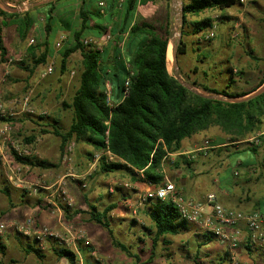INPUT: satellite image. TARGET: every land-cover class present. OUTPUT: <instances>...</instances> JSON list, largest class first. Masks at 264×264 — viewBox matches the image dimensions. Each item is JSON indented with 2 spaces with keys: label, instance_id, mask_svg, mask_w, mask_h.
<instances>
[{
  "label": "trees",
  "instance_id": "16d2710c",
  "mask_svg": "<svg viewBox=\"0 0 264 264\" xmlns=\"http://www.w3.org/2000/svg\"><path fill=\"white\" fill-rule=\"evenodd\" d=\"M104 1L106 7L102 8L98 4ZM119 1L101 0L86 7L88 11L84 10L85 4L82 2L83 6L79 10L81 26L73 33L74 44L61 53L62 72L65 71L71 55L80 52L82 57L79 86L70 103L61 102L62 110H71L72 122L67 131H62L59 122L55 121L56 125H51L53 135L61 140V156L65 155L70 143L75 141L78 146L85 144L92 148L89 152L91 161L96 153L104 150H110L113 155L123 161V163L110 164L101 161L98 166L100 175L125 173L133 181H136L137 176H143L144 178L139 180L154 185L164 183L165 177H169L172 179L171 182L181 189L184 183H182L180 172L189 168L193 174H196V170L202 168L196 165L201 163V157L207 156L202 152H197L194 159L182 155L185 140L211 128H219L225 137L215 139L212 146L226 144L227 146L221 147L218 152L227 150L230 157L232 152H229L228 147H235L234 152H241L236 146L248 143L250 138L264 133V92L246 98L264 85V74L259 85L250 92L232 94L229 91L220 92L208 86H199L208 94L205 95L184 86L171 75L168 69L170 22L167 23L165 32L162 34L156 25L143 18L139 19L137 14L140 4H146L152 0H123L120 4L121 8L117 7ZM237 5H241L240 0H184L182 27L189 24L193 29V35H197L212 28L214 20L207 18L189 22L188 16H197L210 10L223 13ZM54 12V8L49 10L46 27L48 34L51 32L50 22ZM105 16H108L110 21H103ZM20 17H23L26 23V34L30 22L28 14L23 16L19 13H8L0 8L2 62L8 60L2 30L8 27L10 20ZM95 17L106 23V25L96 24V28L105 33L109 32L112 37L109 47L102 50L94 45L83 43L84 35L90 33L92 29L88 24ZM224 19L227 18L224 17ZM43 47H45L44 50H41ZM175 50L177 56L185 55L186 43L180 40ZM38 51L40 54L37 53ZM50 54L51 50L47 42L28 48L27 60L30 59L32 65L28 66L26 62H21V65L25 66L24 71L28 73V79L35 74L40 65L47 63ZM246 54L252 60L264 62V58L254 55L252 50L247 51ZM224 74L228 78L226 88L230 89L235 84L233 68L228 67ZM127 82L129 85L126 84ZM107 84L110 85V92H108ZM215 96H225L236 101H227ZM108 97L110 104H108ZM240 99L243 100L239 101ZM35 139L36 137L32 135L26 137L24 141L26 144H31ZM247 145L257 154L259 145ZM176 154L179 155L177 160H171L170 156ZM17 161L32 167L44 169L50 167L46 161L37 159L17 158ZM167 168L175 173L178 172V178L174 179L171 174H168ZM1 178L0 161V184ZM0 192L5 194L11 203L8 189L0 188ZM184 195L186 199H192L185 192ZM150 203L151 206L146 214L153 226L152 235L149 233L153 236L151 254L153 259L161 238L179 236L188 231L192 224L182 220L178 209L173 204L165 201ZM117 207V204H109L100 210L98 206L88 204L87 212L90 222L106 229L113 241L115 237L111 228V213ZM204 237L207 243L216 240L212 233L204 234ZM166 243L170 244L167 241ZM115 244L128 252L125 245L118 242ZM5 250L6 247L0 243V253L5 254ZM52 251L59 261L67 259L70 264L78 262L77 254L67 248L53 246ZM25 253L27 255L33 253L39 259L45 257L37 246L33 245H28Z\"/></svg>",
  "mask_w": 264,
  "mask_h": 264
},
{
  "label": "rangeland",
  "instance_id": "374dc122",
  "mask_svg": "<svg viewBox=\"0 0 264 264\" xmlns=\"http://www.w3.org/2000/svg\"><path fill=\"white\" fill-rule=\"evenodd\" d=\"M7 1L14 3V6L7 4ZM166 1L168 2L167 11L164 14L160 13L159 17L155 15L153 20L151 19V23L156 25L161 33L164 34V29L167 27V23L170 22V42H173L174 49L178 42L183 40L187 45L188 51L185 55L179 56V63H181L179 64L180 70L176 69L174 62L173 64H168V69L172 76L176 77L183 85H186L190 89L201 94H204L205 92L202 88H199V86H208L217 89L220 92L229 91L232 94L241 93L244 91L245 86L235 85L230 89L226 88L227 84L225 83H227V77L224 73L226 72L227 67H231L234 70L235 76H237L238 82H247L248 84L246 87L249 88L257 87L259 85L264 74V63H260L252 70V72L247 73V71H249L248 68L250 67V58L245 51L250 48L252 50L257 49V55H264V14H262V17L259 19L247 20L243 25L244 28L247 29L248 25L253 21V26L257 27L256 35L252 36L250 33L244 32L243 30L235 39L228 40L230 35L226 34V32L228 31L227 29L230 28V25L229 23H226V19H224V17H228L225 15V12L218 14L216 12L217 10L207 11L206 15L209 16L208 18H212L211 16L215 13H217L220 18H212L216 24H214L209 30L193 35V29L189 24L182 27L181 13L179 12V14H177L174 10L172 0ZM250 1L247 0L248 5ZM36 2H41L42 4L36 5ZM74 2L75 0H56L51 6L46 7V5H44L46 3L45 0H0V8L3 10H17V12L23 14L26 12L25 10L32 12L38 9V17L39 19H42L40 27L41 32H31L22 40L18 37V32L15 27H5L2 30L4 45L8 51V60L7 62H2L0 57V104L6 108L8 112L14 114V116L7 119L0 118V126L4 122L10 123L12 121L11 118L24 121V125L20 128L21 130L26 129L21 133L17 132L16 134L15 131L12 133L13 138L20 141L19 143L24 148L29 147V144H26L24 141L26 137L33 135L42 139V142L37 143V145L34 143L32 149L38 154L37 160L46 161L50 164V167L47 169L36 167V169H34L35 167L30 166L31 168L29 170L25 169L21 181L24 183L22 185L26 187V190H29L28 187H30V190L37 189L38 193H40L44 186H52V183L59 181L62 186H65L66 188L73 187L76 191L77 200H75V206L79 209V207L84 204L82 198L85 194H90L91 198H96L99 192H105L110 194L105 201L119 200L117 195L114 196L109 193L110 187L113 186L114 193H116V187L119 188L120 191H124L126 189L124 185L130 180V176L125 173H114L111 174V176L104 177L98 174V167L93 168L92 161L89 160V152L92 151V148L85 144H82L81 146H78L77 143L75 144L76 146L73 150L72 161L70 163H64V156H61V140L53 135L51 121L52 119H56L59 122L62 131H67L71 125L72 112L71 110H62L61 102L65 101L70 103L79 86L82 60L81 54L80 52H76L71 55L65 71L62 72L61 53L65 49L73 46L74 39L72 34H66L65 39L58 36V40L55 41L56 34L54 33L50 37L51 42H54L55 44L53 47V54L51 52L46 64L40 65L35 71V74L29 77V79L27 78L28 73L23 69L25 66L21 65V62L23 61L26 62L28 66L32 65L31 60H27V49L45 40L46 33H42V31L44 32L47 23V20L45 19L46 12L52 8L58 10L64 5L71 3V9L74 10L72 12L74 14L73 18L76 17V19L79 20V10L83 6L82 0H78L77 6L73 5ZM100 3L106 5L105 2H99V6H101ZM101 7L103 8V6ZM206 15H197V19L201 21L202 16L204 17ZM140 18L142 17L139 16V19ZM78 22H80V20ZM231 26H233V24ZM103 32L105 33V31ZM212 32L214 34L213 37L210 36ZM182 34H184V36H182ZM250 37H254L252 44L248 41V38ZM89 39V37L83 39V43L85 40ZM110 40L112 41V37ZM229 41H233V43H235L234 47H239L240 51L239 53L235 52V57L230 59L229 64H226L225 62L229 58V51L224 53L226 51L223 47L225 43ZM255 41H258L260 47L256 45ZM59 42L62 44L60 48L57 47ZM104 42H109V40L102 41L99 46L97 44V49L102 50L106 45ZM37 53L40 54V51ZM49 67L53 69L52 74L43 77ZM195 67H197L196 73L194 70ZM251 67L254 68L252 65ZM202 70L206 72V75L202 74ZM6 71H8V73H6ZM73 72H75V74H73ZM194 81L197 82L196 85L193 83ZM196 86H198L200 90L195 88ZM263 86L264 85L260 88ZM29 92H32V96L27 109L33 111L35 113L33 115L23 109L22 99ZM255 93L256 92H254V94ZM4 95L6 96V99L4 98ZM9 95L13 98L16 97L15 100L12 101L11 98L9 99ZM222 98L228 99L225 96H222ZM12 126H14V124ZM219 136L225 137L219 128H211L208 131L199 133L197 138H202L203 141H209L212 143L215 139L219 138ZM259 139L261 143L264 140V136ZM247 144L251 145L250 143L238 145L240 148H243L241 152H234L235 147H228L230 150L229 152H232L229 157L232 164L227 172L221 174L220 177L222 178L220 179L222 183H225L222 187L229 191L233 190L232 182L234 176L232 173L237 166V160H242L246 163L258 162L257 154L251 151ZM220 154L225 157H222L223 161L229 156L227 150H224L219 153V155ZM173 158L174 160H177V157ZM216 158H218V154L203 156L200 159L201 163L196 166L201 167L199 165L204 163L212 165L215 163ZM169 169L170 168L166 169L168 174H171L174 179L178 178L179 173H175ZM1 172L2 178L0 186H5L12 190L14 192V198L18 199L21 196V193L12 189L13 187L9 184L10 182L4 175L2 168ZM78 175L84 176L78 177ZM53 176H55V178ZM52 178L53 180H51ZM83 184H86L87 187L83 188ZM57 185H55V187H57ZM211 189L213 190V188ZM30 198L35 200V197H30L28 195L26 197V205L30 202ZM2 199L6 201V198L0 194V210H2ZM93 201L94 199L91 202ZM105 201H102L97 205L99 209L103 208L104 203L106 204ZM261 208L264 212V200L261 202ZM85 209L87 208L85 207ZM25 210L26 208H23L21 214H24ZM119 214L121 215V212H118L117 215ZM32 216L36 219V226L32 229H35L37 226H43L40 225V222L35 215ZM116 216V219H111V228L114 231L115 237L114 241L118 243L123 242V244L129 246L130 253L118 248L106 229L101 226L99 227L97 224L83 220L80 225L86 231H84L86 240H89L90 242V245L85 246L84 248L92 252L97 251L96 257H84L85 264H112V260L120 261L122 264H256L254 262L256 259L254 261L247 260V258L242 260L239 256L236 257L235 260H231L228 248L217 239L213 240L208 246L204 245V234L207 233L197 225H193L192 229V232H197L195 233L196 235L189 233L188 235L183 234L175 237L169 236L172 240V244L164 247L162 244H158L156 247V255L151 259L152 241L149 239L150 234L148 235V232L145 229L148 228L149 221L144 215V211L137 217H131L132 219H124L122 215L119 218ZM1 219L2 217L0 216V221ZM25 219L26 217H23L22 223ZM59 234L64 240H67L70 237L69 235H65V233ZM189 235H191V239L189 238ZM8 237L2 240L6 244V250L5 254L0 257V264L55 263L56 257L51 248L52 244L48 245V250L44 253L45 257L39 259L34 255L28 256L24 253L22 245L28 241L27 238L21 237V241L19 240L18 242L13 239L14 237L10 239ZM1 239L2 238L0 237V240ZM137 240H144L145 243L140 244ZM134 241L136 242L131 248V242ZM69 248L72 247L69 246ZM239 249L236 251L237 253L239 252ZM86 254L88 256V253ZM227 254H229V256ZM134 256H136V258Z\"/></svg>",
  "mask_w": 264,
  "mask_h": 264
},
{
  "label": "crops",
  "instance_id": "0c3cea01",
  "mask_svg": "<svg viewBox=\"0 0 264 264\" xmlns=\"http://www.w3.org/2000/svg\"><path fill=\"white\" fill-rule=\"evenodd\" d=\"M52 1L53 0H45L46 3L44 5H46V7L51 6L53 3H55L56 0H54L53 2ZM61 1H64V0H61ZM98 1H101V0H82V2H84V4H85L84 10L88 11V9H86V7H89V6H92L93 4H96V2L98 3ZM122 2H123V0H120L119 4H118L119 6H117V7L121 8L120 4ZM185 3H186V1H185ZM7 4L14 6V3H12L11 1H7ZM39 4H42V3L36 2V5H39ZM70 4H66L63 7H61L60 9L55 10V12L52 14L53 19L50 22L51 32L49 34L46 31L47 23H46L44 32L42 31V33H46V37H45V40H43L42 42H40L38 44H42V43L44 44V42H47L48 48L51 50L52 54H53V47L55 45L54 42L52 43L50 40V37L52 34H54V33L56 34L55 41H57L58 36H60V38L65 39L66 34L67 35L72 34V36H73V33L80 29L81 22H78L79 20H77L76 17L73 18L74 14L72 12L74 10L71 9L72 5H70ZM100 4H103V3H100ZM167 4H168V2L166 0H152L146 4H140L138 6V9H137L138 17L140 16L144 20L151 23L152 22L151 19L153 20V17L155 15H157L159 17L160 13L164 14L167 11ZM73 5L77 6L78 0H75ZM103 5H104L103 8H105L106 5L105 4H103ZM43 8H45V7H43ZM77 9H79V8H77ZM4 11H6L8 13H19L20 14V12H17V10H8V11L4 10ZM25 11L26 12H24L21 15L24 16L25 14H28V17L30 18L29 30L26 34H25L26 23H25L23 17H20L19 19L10 20L9 25H8V27H15L16 31L18 32V37L21 40L24 39L31 32H41L40 27H41L42 19H39V17H38V9L36 11H32V12H30L29 10H25ZM48 12H46V18H45L46 20L48 19L49 15H50ZM216 12L218 14L219 13L222 14V12H219V11H216ZM206 13H207V11L204 13H201L199 15H206ZM217 13L213 14L211 17L213 19L214 18L217 19L219 17ZM262 14H264V0H251L249 2V5L247 2L245 4L237 5L236 7H233L232 9L225 11V15L228 16L226 19V23H229V25H230L229 29L226 28L228 30L226 32V34L230 35V38L228 37V40L229 39H235L236 36L239 35L241 33V31H243V30H244V32L250 33L252 36L256 35L257 27L253 26L254 25L253 21H251V23L248 25L247 29H245L243 25L249 19L261 18ZM208 17L209 16L206 15V16H204V17L202 16V18L201 17L200 18H201V20H204V19H207ZM108 19H109L108 16H105L103 21H110V19L109 20ZM187 19L189 22L190 21L191 22L199 21L197 19V16H188ZM157 20H159V19H157ZM103 21L97 17L93 18L88 24L92 29L90 30V33L85 34L83 38L86 39L89 37L91 40H95L97 42L98 46L100 45V43L102 41H106L107 40L106 36L110 35V33L109 32L104 33L101 29L96 28V24L106 25V23H104ZM214 24H216V23L214 22ZM232 24H233V26H231ZM253 40H254V37L248 38V41H250L251 44H252ZM32 42H34V41H32ZM110 42H111V40H109V42H104V44L107 45V46L105 45V47H109ZM255 42H256V45L258 47H260L258 44V41H255ZM234 46H235V43H233V41H229V42H226L224 47H223L226 51L224 53H227V51H229V53H228L229 58L225 62L226 64H229L230 59L235 57V52L239 53V51H240L239 47L236 46V48H235ZM44 48L45 47H43L41 50H44ZM175 49L173 48V56H174V54H176ZM249 50H252V49L250 48V49L246 50L245 52H247ZM252 51L254 52V55L264 58V55H260V54L257 55L256 54L257 49L252 50ZM239 57H240V55H239ZM176 59H177L176 69L180 70L179 64H181V63H179L180 62L179 56H177V54H176ZM249 63H250V67L248 68L249 71H247V73L252 72V70L255 69L256 66H258L260 63H264V62H257V61L252 60L250 58ZM251 65L254 68H252ZM196 69H197V67H195L194 70H196ZM6 73H8V71H6ZM73 74H75V72H73ZM202 74L206 75V72L204 70H202ZM226 81H227V83H225V84H228V78L226 79ZM193 83L197 84L196 81H194ZM247 84L248 83L244 82V81L242 83L238 82L237 76H235V84L233 86H235V85L236 86L242 85L243 87L245 86L243 92H250L256 88V87H252V88L246 87ZM226 87H227V85H226ZM195 88H197V87H195ZM197 89H199V88H197ZM204 94L208 95L206 92ZM253 94L254 93H252L249 96H252ZM5 95H4V98L6 99ZM10 98L13 101V100H15L16 97L13 98L11 95H9V99ZM13 119L11 118L12 121L10 123L12 125L14 124L13 128H14L15 133L17 134V132L18 133L23 132L26 128L21 130L20 127H22L25 122L22 121L21 119L20 120L16 119V118H13ZM55 121H57V120L52 119L51 124L56 125ZM197 135H195L192 138L187 139L183 142V152L181 154L190 158V159H194L197 152H202L204 154H207V156H209L210 154H211V156L218 154V158H216L215 163L212 165H210L208 163L202 164L201 165L202 168L197 169L196 174H193V172L189 168L186 170L183 169L180 172V175L182 177L181 178L182 183H184L181 189L186 193V195L188 197L194 199V200L202 201L205 199V197L208 194L213 193L216 195L218 202L226 208L237 209V210H241V211L246 212V213L258 212V213L264 215V212L262 211V208H261V202L264 200V140H263V144H262V142L259 144V148H258V152H257V156H258V162L257 163H246L242 160H237V162H236L237 166H236L235 170H233V173H232L234 176L233 182H232L233 183V186H232L233 190L229 191V190L222 187V185L225 183L221 182L220 178H222V177H220V176H221V174L228 171L232 162L229 160V156L227 159H225V161H223L222 157L224 155H221V154L219 155V152H218V150L221 147H225L227 145L226 144H219L216 146H212V143H210V145L205 146V143L207 141H203L202 138H197ZM262 136H264V134ZM219 138L223 139L224 137L219 136ZM39 142H42V139L36 137L34 142L29 144L28 146L33 148L34 147L33 144L35 143L37 145V143H39ZM73 143L76 144L75 141H72L70 144H73ZM236 147L239 151L243 150V148H240V146H236ZM200 149H203V150L200 151ZM178 156H179L178 154L171 155L170 159L174 161L173 157H178ZM223 158H225V157H223ZM222 161H223V163H222ZM92 164H93V162H92ZM99 164H97L94 168H97L99 166ZM240 167H242V168H240ZM34 169H36V167ZM47 175H50V174H47ZM82 176H84V175H78V177H82ZM104 176L105 175H102V177H104ZM110 176H111V174H110ZM53 177L55 178V176H53ZM139 179H142V176H137L136 181H133L130 178V180L127 181L126 184L124 185L126 187V189L124 191L123 190L118 191V189L116 187V193H114L113 186L110 187L109 193H111V195H114V196L117 195L119 200L105 201L110 195V194H107L105 192L104 193L99 192V194H98V196H96V198H91L90 194H85L82 198L84 201V204L79 207L80 210L75 206V200H77V197H76V191L73 189V187H68L67 193H68V196L71 198L74 206H73V208L65 209L63 207L55 208L53 206L47 205V202L49 200V196L52 194V191H49V190L42 188L40 193H38V191H37V193H34L32 190H30L29 187H28L29 190H26V187L24 185H22V184H24L22 181H21V183H18V182L11 183L9 181L10 182L9 184L13 187L12 189L14 191L15 190L19 191L21 193V196L18 199H15L13 196L14 192L12 190H10L9 188H7L5 186L4 187L0 186V188L2 190H7V189L9 190L10 197L12 200L10 203L7 196L0 192V194L6 198V201L4 199H2V202H3L1 205L2 210H0V216L2 217V219H1L0 223H4L7 226L6 231L2 235H0V237L2 238L0 240V243L5 246L6 245L5 242H3L2 240L4 238H7L8 236H9L8 237L9 239L14 237L13 239L18 241V242H19V240L21 241L20 238L23 237V238L28 239V241L25 242L24 245H22L24 253H25V249H27L28 245H33L36 247L37 243H36V240L34 237V235H35L34 229L29 230V232L27 234V232L23 233V232L17 231L14 227V226L20 225L22 223L23 217L30 216V215H35L37 217V220H39L40 225L47 226L51 230H53L54 232H56L58 234L59 233H65V235H76L77 232H81V231L84 232L85 229L82 228L80 224H82L83 220L90 222V217L87 214V212L89 211L88 204L97 206L102 201L106 202V204L104 203L103 208H105L109 204H117L118 207L111 213V219H116L115 216L118 214V212H121V215H122V217H124V219H132L131 217H137V216H139L140 213H143V211H144V215L146 216V218L149 221V226L147 228L148 230L146 229V231L148 232L147 233L148 235H149V233L152 235L153 226H152V223H151L149 217L146 214V211L150 208L151 203H148L145 206L139 205L138 197L146 189L145 182H143L142 180H139ZM51 180H53V178ZM47 181H48V179H47ZM165 181H172V179L169 177H165ZM58 182L59 181L52 183L53 184L52 186H54ZM52 186H50L49 188H51ZM211 188H213V190ZM28 195L30 197H35V200H33V198H30V202L28 203V205H26L27 203H25V202H26V197ZM93 199H94V201L91 202ZM85 207L87 209H85ZM23 208H26V210L24 211V214H21ZM103 208L100 210H103ZM78 211L80 213H76ZM121 215L119 214L116 217L119 218V217H121ZM90 223H93V222H90ZM192 229H193V225H190V229L183 234L188 235L189 233H193V235H196L195 233H197V232H192L193 231ZM183 234H181V235H183ZM151 235H150L149 239H151V241H152L153 236H151ZM189 238L190 239L192 238L191 235H189ZM137 241L140 244L145 243L144 240H137ZM166 241L170 242V244H172V242H171L172 240L169 237L161 238V240L158 242V244H162L163 247L170 245V244L166 243ZM135 242L136 241L131 242L132 243L131 248ZM204 242H206L205 243L206 246H208V244L211 243V242L207 243L206 239L204 240ZM49 244L50 245L52 244L51 248L53 246H55V247L58 246L57 242H54V241L50 242ZM121 244L125 245V244H123V242H121ZM59 247H61V246H59ZM84 247L85 246L79 242L76 246H74V248L70 249L71 251L75 252L78 256V262L76 264H85L84 263V257H96V255L93 256V253H89L92 251H89ZM126 247L128 249V253H130L129 246H126ZM118 248H120V247H118ZM152 250H153V242H152ZM236 251L233 254L234 258L231 257V260H235L236 257L239 256V258L242 260L247 258V260L254 261L256 259L254 261L256 264H258V263L264 264V252L258 248H254L250 244L242 245V247H240V249H239V252L237 253ZM94 252L97 254V251H94ZM86 253H88V256ZM1 255H4V254L0 253V257H1ZM30 255L36 256L33 253L29 254L28 256H30ZM134 257L136 258V256H134ZM54 264H70V262L67 259H61L59 261L56 257V261ZM112 264H122V263L120 261L112 260Z\"/></svg>",
  "mask_w": 264,
  "mask_h": 264
},
{
  "label": "built area",
  "instance_id": "2783aa9c",
  "mask_svg": "<svg viewBox=\"0 0 264 264\" xmlns=\"http://www.w3.org/2000/svg\"><path fill=\"white\" fill-rule=\"evenodd\" d=\"M173 8L179 14L181 13L184 6L183 0H172ZM247 0H240L241 4H245ZM101 6H104L101 4ZM182 22V19H181ZM211 37L214 36L213 32L210 34ZM107 41L111 39V36H106ZM85 45H97L95 40H85ZM61 42L57 44V47H61ZM53 69L51 67L46 71L45 76L51 75ZM129 85V83H126ZM108 92H110V85L107 84ZM109 95V93H108ZM32 92H29L23 98V109L24 111L35 114L30 109H27L29 105ZM222 98V96H220ZM227 101H232L233 99H226ZM110 98L108 97V104H110ZM14 114L8 112L0 104V118L7 119L13 117ZM14 128L11 123L4 122L0 126V161L1 168L4 171V175L11 182H21V177L25 173V169L29 170L30 165H23L17 161L19 159H37L38 154L31 147L24 148L19 143L20 141L15 140L12 136ZM264 134V133H263ZM263 134H259L253 138H250L247 142L251 145L258 146L260 144V137ZM210 145V142H206L205 146ZM75 149V144H70L66 149L64 155V163H70L72 161V153ZM203 149H200V151ZM101 161H105L107 164L122 162L115 155H113L110 150H104L98 152L94 155L93 165L94 168ZM142 178H144L142 176ZM146 184V189L142 192L139 197V205L145 206L152 201H165L173 204L179 211L182 220L189 224L199 226L204 232L212 233L216 239L224 244L228 248V252L231 257H233L235 251L247 242L250 243L254 248H258L264 252V215L258 212L246 213L241 210L226 208L221 205L215 194H208L204 200L195 201L192 199H186L184 191L179 189L175 183L171 181H165L160 185H154L150 182L144 181ZM58 184V185H57ZM57 187L45 186L43 189L52 191L49 196L47 205L53 206L55 208L63 207L65 209L73 208V202L68 196L67 188L62 186L58 182ZM86 188V184L82 185ZM30 188V187H29ZM31 189V188H30ZM34 193H37V189H32ZM36 226V219L32 215L26 216L23 224L14 226L17 231L29 232L32 228ZM7 229L6 224L0 223V235H2ZM35 240L37 243V248L40 252L45 253L48 250V245L50 242H57L58 246L69 248L76 246L79 242L84 246H89V240H86L85 232H77L76 235H69V239L64 240L61 235L54 232L47 226H37L35 227ZM93 256L96 253L93 251ZM234 258V257H233ZM104 264V263H102Z\"/></svg>",
  "mask_w": 264,
  "mask_h": 264
},
{
  "label": "bare ground",
  "instance_id": "6f19581e",
  "mask_svg": "<svg viewBox=\"0 0 264 264\" xmlns=\"http://www.w3.org/2000/svg\"><path fill=\"white\" fill-rule=\"evenodd\" d=\"M173 43V42H172ZM170 42L167 52V61L168 64H173L174 62V56H173V44Z\"/></svg>",
  "mask_w": 264,
  "mask_h": 264
},
{
  "label": "water",
  "instance_id": "95a60500",
  "mask_svg": "<svg viewBox=\"0 0 264 264\" xmlns=\"http://www.w3.org/2000/svg\"><path fill=\"white\" fill-rule=\"evenodd\" d=\"M174 64H175V67H177V59H176V54H174ZM186 86V85H184ZM187 87V86H186ZM264 92V86L262 88H260L258 91H256V93L252 96H249V97H246V98H250V97H253L255 95H258L260 93ZM216 98H219V99H223L221 97H218V96H215ZM246 98H243V99H246ZM243 99H240L239 101L243 100ZM225 100V99H224ZM232 101H236V100H232Z\"/></svg>",
  "mask_w": 264,
  "mask_h": 264
}]
</instances>
